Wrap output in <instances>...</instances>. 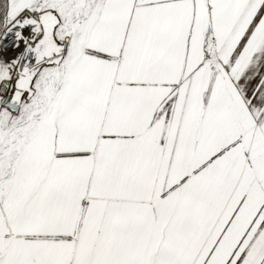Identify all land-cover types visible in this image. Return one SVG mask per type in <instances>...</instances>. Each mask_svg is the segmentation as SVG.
<instances>
[{
    "label": "snow or ice",
    "instance_id": "6c2138e0",
    "mask_svg": "<svg viewBox=\"0 0 264 264\" xmlns=\"http://www.w3.org/2000/svg\"><path fill=\"white\" fill-rule=\"evenodd\" d=\"M0 264H264V0H0Z\"/></svg>",
    "mask_w": 264,
    "mask_h": 264
}]
</instances>
